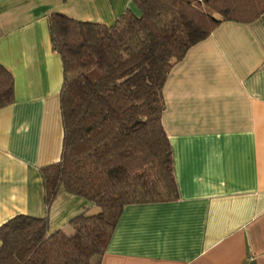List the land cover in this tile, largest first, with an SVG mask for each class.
Returning <instances> with one entry per match:
<instances>
[{
	"label": "crops",
	"instance_id": "1",
	"mask_svg": "<svg viewBox=\"0 0 264 264\" xmlns=\"http://www.w3.org/2000/svg\"><path fill=\"white\" fill-rule=\"evenodd\" d=\"M126 9L138 13L133 0H0V65L14 80L0 108V226L27 214L71 234V218L100 211L62 188L45 208L39 168L59 159L63 138L48 18L110 25ZM162 94L178 198L125 205L100 264H264V13L218 24Z\"/></svg>",
	"mask_w": 264,
	"mask_h": 264
},
{
	"label": "trees",
	"instance_id": "2",
	"mask_svg": "<svg viewBox=\"0 0 264 264\" xmlns=\"http://www.w3.org/2000/svg\"><path fill=\"white\" fill-rule=\"evenodd\" d=\"M112 24L54 13L51 46L62 63L63 138L57 161L39 168L45 208L63 190L100 211L49 233L46 217L19 214L0 226V264H100L125 205L178 198L173 150L162 124L171 67L221 22H249L264 0H133ZM14 101L0 65V108Z\"/></svg>",
	"mask_w": 264,
	"mask_h": 264
}]
</instances>
